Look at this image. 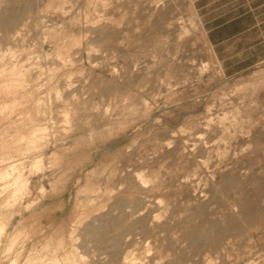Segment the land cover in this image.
<instances>
[{"label": "rangeland", "instance_id": "1", "mask_svg": "<svg viewBox=\"0 0 264 264\" xmlns=\"http://www.w3.org/2000/svg\"><path fill=\"white\" fill-rule=\"evenodd\" d=\"M24 1L0 20L28 69L0 131L45 129L14 160L0 264L12 237L38 264H264V62L222 70L211 0Z\"/></svg>", "mask_w": 264, "mask_h": 264}, {"label": "crops", "instance_id": "2", "mask_svg": "<svg viewBox=\"0 0 264 264\" xmlns=\"http://www.w3.org/2000/svg\"><path fill=\"white\" fill-rule=\"evenodd\" d=\"M205 13L208 41L226 74L264 62V0H211Z\"/></svg>", "mask_w": 264, "mask_h": 264}, {"label": "bare ground", "instance_id": "3", "mask_svg": "<svg viewBox=\"0 0 264 264\" xmlns=\"http://www.w3.org/2000/svg\"><path fill=\"white\" fill-rule=\"evenodd\" d=\"M2 1L4 2V4L6 1H8V3H9V0H6V1L2 0ZM24 2H26V0ZM2 4L3 3L0 0V20L2 21L4 26L14 24L16 22L15 18H17V17H15L13 10L10 8L11 6L8 7L7 6L8 4H5V5H2ZM18 13H20V10ZM15 14H16V12H15ZM5 27H7V26H5ZM77 41H79V40H77ZM62 48H64V45L58 46V48H57L58 54L62 53V51H63ZM4 56H5V53L0 51V96H2L4 94H6V95L17 94L18 89L23 87V85H24L25 77H26L27 70H28L27 68H24L23 63H20L18 61H9V62L5 61ZM38 101L39 100H36L37 103L35 104V107L33 108L32 113H29L28 116L26 117V119H28V120H33V119L41 120L45 117L46 107L41 102H38ZM40 101H41V99H40ZM67 113L68 112H66L65 115ZM44 124L45 123L37 121L35 123L34 127L30 128V129H25V128L15 129L14 133L10 137L2 136V134H5L6 132L9 131L8 126L4 128L3 133H2V131H0V205H4L1 203H3L6 200L7 196L9 197V195H8L9 191L11 192V190H12L15 193V191L17 189V182L19 180V174L15 170L16 164L14 163V160L21 153V150L24 148V144H25V146L36 144L37 141L33 136L37 135L39 132H41L45 129ZM7 200H8V198H7ZM5 203H6V201H5ZM253 211H254V207L252 205L248 206L244 211V216L246 218H250L253 215ZM4 221H6V222H3V221L0 222V236H1L2 231L6 228L5 225L7 223V220L5 219ZM108 222L109 223L113 222V220L110 219ZM88 227L91 228L92 226H88ZM87 229L88 228H86V231L88 232L89 229L88 230ZM99 229L100 228L94 227V228H92V232L93 231L98 232ZM195 230H198V228ZM208 230L209 229H207V231ZM211 230H213V229H210V233H211ZM89 232L92 233L91 231H89ZM196 232H194V233H196ZM213 232H214V230H213ZM190 233H192V232H190ZM202 235H203V238H205L207 234L205 235V233H204ZM204 235H205V237H204ZM209 236H210V238L213 237L211 235H209ZM9 237H11V236H9ZM206 239H207V237H206ZM6 248L8 249L9 252H11V257H9L10 262L8 264H38L37 263L38 254L32 248L28 249L26 256H23L24 258H21L23 248H24V243L20 244L19 246H16L13 237H12V239L10 238V241L7 242ZM46 264H49V262H47Z\"/></svg>", "mask_w": 264, "mask_h": 264}]
</instances>
